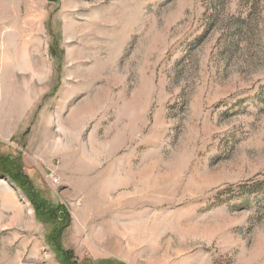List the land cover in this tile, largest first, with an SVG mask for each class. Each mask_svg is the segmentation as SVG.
<instances>
[{
    "label": "rangeland",
    "instance_id": "rangeland-1",
    "mask_svg": "<svg viewBox=\"0 0 264 264\" xmlns=\"http://www.w3.org/2000/svg\"><path fill=\"white\" fill-rule=\"evenodd\" d=\"M0 158V264H264V0H0Z\"/></svg>",
    "mask_w": 264,
    "mask_h": 264
},
{
    "label": "trees",
    "instance_id": "trees-1",
    "mask_svg": "<svg viewBox=\"0 0 264 264\" xmlns=\"http://www.w3.org/2000/svg\"><path fill=\"white\" fill-rule=\"evenodd\" d=\"M0 160H1V158H0ZM6 160H8L7 158H6ZM9 161V160H8ZM3 165L2 166H7L6 165V163H2ZM59 208V207H58ZM59 212L60 213H62L63 215H62V218L59 220L60 222H58L59 224H61L63 221H66L67 220V213H66V211L64 210V209H62L61 207H60V210H59ZM63 227L61 226V227H57V228H55L53 231H52V235H54V237L56 238V237H58L57 235H58V232L62 229ZM64 252V251H63ZM70 253H68V252H64L63 253V258L64 259H67V260H69L70 259Z\"/></svg>",
    "mask_w": 264,
    "mask_h": 264
},
{
    "label": "water",
    "instance_id": "water-1",
    "mask_svg": "<svg viewBox=\"0 0 264 264\" xmlns=\"http://www.w3.org/2000/svg\"><path fill=\"white\" fill-rule=\"evenodd\" d=\"M50 1H52V2H56L57 0H50Z\"/></svg>",
    "mask_w": 264,
    "mask_h": 264
}]
</instances>
